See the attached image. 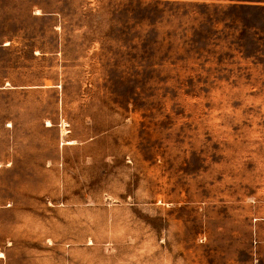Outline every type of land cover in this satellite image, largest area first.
<instances>
[{
	"label": "rangeland",
	"instance_id": "374dc122",
	"mask_svg": "<svg viewBox=\"0 0 264 264\" xmlns=\"http://www.w3.org/2000/svg\"><path fill=\"white\" fill-rule=\"evenodd\" d=\"M131 1L0 0V264H264V0Z\"/></svg>",
	"mask_w": 264,
	"mask_h": 264
},
{
	"label": "trees",
	"instance_id": "16d2710c",
	"mask_svg": "<svg viewBox=\"0 0 264 264\" xmlns=\"http://www.w3.org/2000/svg\"><path fill=\"white\" fill-rule=\"evenodd\" d=\"M130 4L131 5L137 4V6L140 9H142L143 13H145L146 15H151L153 13L159 12V18L161 19L158 21L159 24H162L163 22L168 23L171 20H181L183 18H186L188 13L190 12L197 13V10H200V9L207 10L210 7V5L207 3H203L200 5L194 2V0H191L189 2H182V3L175 2V1H164L163 3L162 2L161 3H150V2L142 3V2L131 1ZM200 14H203V13L200 12ZM142 20L144 22L145 21L149 22V18L147 16L144 19L142 18ZM263 20H264V16H263ZM260 33H264V24H263L262 29L260 30ZM142 41H143V51H144L145 49H147V46H148L146 44H149V43H147L145 39L144 40L142 39Z\"/></svg>",
	"mask_w": 264,
	"mask_h": 264
},
{
	"label": "crops",
	"instance_id": "0c3cea01",
	"mask_svg": "<svg viewBox=\"0 0 264 264\" xmlns=\"http://www.w3.org/2000/svg\"><path fill=\"white\" fill-rule=\"evenodd\" d=\"M261 4H264V2H262Z\"/></svg>",
	"mask_w": 264,
	"mask_h": 264
}]
</instances>
